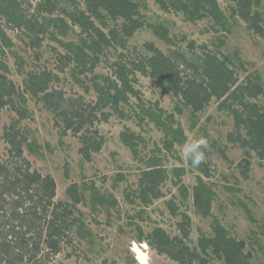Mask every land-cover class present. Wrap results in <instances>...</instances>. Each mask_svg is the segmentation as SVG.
I'll list each match as a JSON object with an SVG mask.
<instances>
[{
	"label": "rangeland",
	"instance_id": "obj_1",
	"mask_svg": "<svg viewBox=\"0 0 264 264\" xmlns=\"http://www.w3.org/2000/svg\"><path fill=\"white\" fill-rule=\"evenodd\" d=\"M134 1L144 25L126 38L124 48L106 46L93 72L78 75L88 87L85 89L72 77V64L63 71L59 69L60 56L66 52L64 42H78L85 36L66 15L75 9L85 10L84 0L58 1L50 14L45 0H17L20 13L25 18L43 22L45 31L39 34V46L32 47L24 29L7 27L0 16V25L13 43L4 48L5 54H0L8 68L6 76L23 88L26 72L50 70L58 77L52 84L54 87L62 88L67 95H82L86 101L94 102L97 94L92 82L113 77V63L120 54L127 62L135 60L139 54H146V44L152 43L163 53L178 58L179 55L189 59L207 52L215 54L232 71L236 84L246 80L260 84L263 92L247 99L264 110V36L254 33L243 19L234 15V0H216L224 15L225 26L210 17L188 21L180 11L165 10L156 0ZM259 10L264 16V0ZM49 17L62 19L67 26V29L64 27L66 32L62 33L63 29L48 22ZM94 21L105 33L120 24V20L108 19L105 25ZM261 24L264 25V21ZM150 25L165 29L170 42L155 35ZM16 60L22 62L21 70ZM132 84L137 95L130 97L128 104H123L127 116L121 118L114 114L97 125L104 143L90 161L83 160L78 153V138L70 133L60 138L53 126L52 114L28 95L30 116L21 122L20 128L27 130L29 138H34L40 145L38 155L24 150L30 168L53 177L55 201L71 202L66 188L73 183L83 195L74 208L75 215L81 220V228H72L71 242L63 243L61 252L49 264H138L133 243L139 245V238H145L157 226L171 237L179 235L177 223L181 213L190 217L189 235L183 241L189 247H194L200 236L209 235L211 224L218 221L230 236L244 242V250L250 254L249 264H264V159H259L253 150L246 154L238 142L229 140L228 135L235 136L236 130L233 115L219 109L215 97L202 110L192 113L182 107L167 87L159 86L155 79L140 72L135 73ZM175 105L181 108L180 113L176 112ZM233 106H238L236 101ZM143 108L156 112L163 109V115L172 113V125L180 127L184 142L174 143L166 151L162 146L163 132L144 116ZM15 117L10 107L0 111V162L9 158L8 145L2 135L4 127ZM129 130L140 138L136 140V157L120 139V133ZM200 138H205L208 144L203 149V162L199 167H193L184 154V145ZM149 157L159 158L168 175L160 186L162 197L144 205L137 197L138 178ZM175 167L182 168L178 175L173 172ZM197 176L202 177L213 193L208 217L196 213L193 206L191 193ZM182 186L187 190L186 197L181 194ZM100 198L103 200L99 201ZM169 200L173 202L176 214L170 211ZM147 251L150 264H181L149 246ZM208 264L224 262L212 257Z\"/></svg>",
	"mask_w": 264,
	"mask_h": 264
},
{
	"label": "trees",
	"instance_id": "obj_2",
	"mask_svg": "<svg viewBox=\"0 0 264 264\" xmlns=\"http://www.w3.org/2000/svg\"><path fill=\"white\" fill-rule=\"evenodd\" d=\"M58 1L45 0L49 14ZM165 10L180 11L186 20L195 22L210 17L221 26H225L224 15L216 0H156ZM85 10L75 9L66 12L72 24L80 28L78 42H64L65 53L61 54L60 71L72 64L71 75L75 82L85 85L79 74L93 72L99 56L106 46H126V38L144 25L139 7L134 0H84ZM234 15L247 23L254 33L264 36V16L259 10L262 0H234ZM0 16L7 27L24 29L30 36V46L38 47L39 34L45 31V24L38 19H28L20 13L17 0H0ZM120 20L118 27L110 28L105 33L94 20L105 25L106 20ZM59 21V22H58ZM48 22L57 25L66 32L67 26L62 19L49 17ZM60 24V26H59ZM66 27V29L64 28ZM152 31L161 40L169 43L165 29L150 25ZM13 45L11 38L0 25V54L4 48ZM147 53L139 54L135 60L126 61L123 54L113 63V77H103L102 82L94 80L96 91L94 102L86 101L82 95H67L66 92L52 84L58 79L50 70L26 72L24 86L20 88L6 76L7 65L0 59V111L10 107L16 117L4 127L3 140L8 145L9 158L0 162V264H49L51 259L61 252L62 244L71 242L70 233L76 226L81 228V220L75 215L74 208L83 195L78 192L76 183L66 188L71 202L55 201V182L51 175H43L31 169L29 160L24 155L40 154V145L34 138H29L28 131L20 124L30 116L27 107L28 95L39 102L52 114L53 126L60 138L68 133L78 138V153L85 161H90L104 143L97 125L106 122L111 115L121 118L127 114L123 104H128L132 96L137 95L132 82L135 73L150 76L157 84L167 87L172 96L179 99L182 107L192 113L202 110L215 97L218 108L228 110L235 118V136L229 134L230 141L238 142L246 150H253L259 159H264V110L247 98L261 94L260 84L246 80L236 84V78L223 60L207 52L187 59L184 55L172 56L147 43ZM18 69L22 62L16 60ZM189 70L188 73L186 71ZM237 102V107L233 106ZM177 113L181 108L175 105ZM144 116L163 132V148L168 151L174 143L182 144L184 135L179 126L174 127V115L143 108ZM122 143L128 147L133 156L137 155L139 138L131 130L120 133ZM247 167V166H245ZM201 169V168H200ZM182 168H173L178 175ZM202 171V170H201ZM205 175L207 172L203 170ZM167 170L157 157H149L138 178L137 197L145 205L162 197L161 184L167 178ZM183 197L187 190L182 186ZM196 213L203 217L211 215L213 193L201 176H197L191 193ZM102 201L103 199H98ZM170 211L176 214L171 200L167 201ZM190 217L181 213L177 223L180 234L169 236L159 226L153 228L144 241L157 253H163L181 264H208L212 257L223 260L224 264H249L250 254L245 252L242 240L230 236L226 228L218 221L211 224V233L198 238L194 247L184 243L188 238Z\"/></svg>",
	"mask_w": 264,
	"mask_h": 264
},
{
	"label": "clouds",
	"instance_id": "obj_3",
	"mask_svg": "<svg viewBox=\"0 0 264 264\" xmlns=\"http://www.w3.org/2000/svg\"><path fill=\"white\" fill-rule=\"evenodd\" d=\"M207 140L205 138H200L198 140H193L191 143H186L184 145V154L188 157L191 165L193 167H199V165L204 160V151L207 147ZM143 247L146 249L143 252H140L136 244L133 243L132 250L137 252L136 259L138 264H150V254L147 251L148 244L144 243Z\"/></svg>",
	"mask_w": 264,
	"mask_h": 264
},
{
	"label": "bare ground",
	"instance_id": "obj_4",
	"mask_svg": "<svg viewBox=\"0 0 264 264\" xmlns=\"http://www.w3.org/2000/svg\"><path fill=\"white\" fill-rule=\"evenodd\" d=\"M145 242H142V244L140 243V245H137L136 243V246H137V248L139 249V251L140 252H143V251H145L146 249L143 247V244H144ZM135 254H136V256H137V252H135Z\"/></svg>",
	"mask_w": 264,
	"mask_h": 264
},
{
	"label": "water",
	"instance_id": "obj_5",
	"mask_svg": "<svg viewBox=\"0 0 264 264\" xmlns=\"http://www.w3.org/2000/svg\"><path fill=\"white\" fill-rule=\"evenodd\" d=\"M142 242H144V241H142ZM142 242H140V243H142ZM140 243H139V245H140Z\"/></svg>",
	"mask_w": 264,
	"mask_h": 264
}]
</instances>
